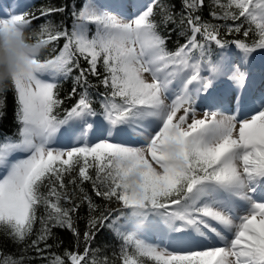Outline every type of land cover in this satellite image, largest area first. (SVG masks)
<instances>
[{
    "label": "snow or ice",
    "instance_id": "1",
    "mask_svg": "<svg viewBox=\"0 0 264 264\" xmlns=\"http://www.w3.org/2000/svg\"><path fill=\"white\" fill-rule=\"evenodd\" d=\"M78 4L70 30L48 21L26 36L34 37L36 47L60 39L65 43L51 58L37 56L35 67L20 73L11 89L18 127L15 138L0 140L5 173L0 176V230L23 243L39 219L40 232L30 247L42 255L51 248L46 241L53 227L67 228L79 240L72 214L86 202L84 251L51 253L49 264H98V249L90 246L105 228L121 238L120 264H264V67L258 79L252 74L253 54L264 50V0H213L222 10L210 13L214 19L242 21L226 27L225 35L243 37L231 41L221 35L223 25L195 15L204 0H183L186 14L180 24L186 22L190 35L175 51L166 48L153 19L159 6L163 22L173 20L159 0ZM64 10H41V16ZM37 18L11 14L0 19V34L26 33ZM90 26L95 28L91 35ZM213 45L220 50L234 45L238 51L218 53L214 60ZM81 59L87 68H81ZM75 70L73 79L82 91L61 115L64 100L57 81ZM88 75L100 78L105 89L99 113ZM70 95H77L76 87ZM6 108L5 93L0 95V135ZM78 131L80 142L73 144ZM58 135L67 137L66 148L54 146ZM124 135L136 142L118 139ZM16 154L23 158L13 159ZM84 182L118 207L92 215L99 206L81 186ZM40 207L45 214L37 217ZM121 222H130L132 230L122 231ZM147 227L177 234L179 247L149 242L143 235ZM208 239L216 244L198 247ZM23 261L0 256V264Z\"/></svg>",
    "mask_w": 264,
    "mask_h": 264
},
{
    "label": "trees",
    "instance_id": "2",
    "mask_svg": "<svg viewBox=\"0 0 264 264\" xmlns=\"http://www.w3.org/2000/svg\"><path fill=\"white\" fill-rule=\"evenodd\" d=\"M223 2V0H222ZM159 4L165 5L168 8V11L172 14L173 20L170 22H163V14L161 13L160 7L157 6L155 9V16L153 19L158 23V31L160 34L166 39V48L169 51H175L179 46L183 45L187 41L189 32L186 31L187 25L180 24L181 14L185 13L183 7V0H159ZM75 8L79 7L78 0H30L29 4L26 5L20 12H26L30 14H34L37 19H33L30 29L26 31V36H32L34 31H38L39 26L51 21L58 28L63 30V27H70L73 23L72 11ZM65 9L62 12H55L48 16H41V10L47 11L48 9ZM215 11L218 14L222 13L221 8L214 6L213 0H204V5L195 13V15H199L202 18V21L209 22L211 24L223 25L220 28L221 35L228 39H242V35H225V29L229 25L239 24L242 21H232V20H223V19H214L211 12ZM18 13V14H19ZM186 14V13H185ZM245 28H247V24H245ZM243 31V29H242ZM200 37H198L199 39ZM253 37L250 35L247 40H251ZM29 42H34V37H32ZM65 43L63 39H60L58 43L53 42L48 46L42 48L39 59L41 61L51 58L58 54L60 47ZM235 48L234 45H229V47L225 50L218 49L215 45L212 48V59H216L218 53L223 52L224 54H228V52L232 51ZM56 49V51H53ZM261 50H257V53ZM81 68H87L88 65L85 60H80ZM101 74H103V68L98 69ZM78 74V70L73 71V73L67 77L58 78V88L57 92L59 97L64 100V104L58 112L63 114L65 109H70L78 100L79 93L82 91V87L80 85L75 84L74 77ZM88 81L94 85L93 87H89L88 91L91 95L94 103L93 107L97 109L98 113L100 112L101 98L100 93L105 91L104 87L100 84V78H97L92 75H88ZM102 78V77H101ZM73 87L77 89V95H70ZM7 96V108L6 115L2 120V133L0 135V140H3L4 135L15 138V132L18 125L14 119V110H15V100H14V92L13 90H9L6 92ZM102 116V115H100ZM94 174V173H93ZM67 183V178L65 180ZM87 194L91 196L93 202L98 205V209L92 213V215L98 216L101 212L104 211L106 207L115 209L118 205L115 202H107L103 198L97 197L93 191L92 184L90 182H84L81 185ZM46 191V189H42ZM79 203V200L76 201ZM62 205L64 207H71V204L65 203L62 201ZM44 208L40 207L37 210V217L43 216ZM72 218L74 220V227L79 231L80 238L76 239L73 232L67 228L61 227H53L52 235L47 239L46 244L51 245L50 249H46L41 255L34 248L30 247L31 241L36 239L37 235L40 232L41 224L39 219L34 225L32 235L25 240L23 243H19L14 241L10 236L6 235L4 231L0 230V256H8L11 255L13 258H24L23 264H49L48 257L51 253L63 255L66 250L68 251H78L82 253L85 247V241L83 239V234L87 231L88 219H89V209L88 204L80 203L78 210L72 214ZM121 238L116 234V232L112 229L105 228L101 230L95 237V239L91 243V249H98L95 253V258L98 264H104V259L107 258L108 264H120V248H121ZM41 249H45V242H41L39 244ZM92 258V253L90 251L89 258Z\"/></svg>",
    "mask_w": 264,
    "mask_h": 264
},
{
    "label": "rangeland",
    "instance_id": "3",
    "mask_svg": "<svg viewBox=\"0 0 264 264\" xmlns=\"http://www.w3.org/2000/svg\"><path fill=\"white\" fill-rule=\"evenodd\" d=\"M30 2V0H0V19L3 18H7L8 16H10L11 14H18L19 11H21L23 8L26 7V5H28ZM145 2H149V0H145ZM9 5H11V7H9ZM95 28L94 26H90V35L94 34ZM238 50H232L230 51V53H235ZM229 55V52L228 54ZM256 59L254 61V71H253V75L258 79L260 76V72H259V68L260 67H264V50L261 51V53H257V54H253ZM42 78L44 79H49V77L47 75L43 76ZM148 79H150V77H148ZM202 106L197 104V109L198 112L201 110ZM103 117H100L97 120L102 119ZM96 119L94 118H89V122L95 121ZM63 132V129H62ZM84 132L86 134V139H88L89 141H91L92 139V133L91 130L87 129V126H84ZM118 139H120L122 142L125 143H130V144H134L136 142V138L135 137H131L128 135H124L122 137H119ZM80 142V134L79 131L77 132L76 137L73 140V144L79 143ZM68 139L66 136L63 135H58L57 140L55 141V147L57 148H66L68 146ZM1 174V171H0ZM123 227H122V231H128V230H132V225L131 223H123ZM143 235L144 237L152 243L155 244H161L163 246H169L172 248H178L179 246L176 244V235L175 233H165L161 228H156V227H147L145 229H143ZM214 242V243H213ZM205 244H211L214 245L216 244V241L214 239H208L207 241H201L200 244L198 245V247H203L205 246Z\"/></svg>",
    "mask_w": 264,
    "mask_h": 264
},
{
    "label": "clouds",
    "instance_id": "4",
    "mask_svg": "<svg viewBox=\"0 0 264 264\" xmlns=\"http://www.w3.org/2000/svg\"><path fill=\"white\" fill-rule=\"evenodd\" d=\"M41 50L26 39L22 29L11 36L0 34V95L12 89L20 73L35 67L33 61Z\"/></svg>",
    "mask_w": 264,
    "mask_h": 264
}]
</instances>
